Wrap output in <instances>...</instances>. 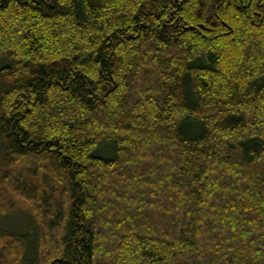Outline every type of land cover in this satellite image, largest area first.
<instances>
[{
    "label": "trees",
    "instance_id": "obj_1",
    "mask_svg": "<svg viewBox=\"0 0 264 264\" xmlns=\"http://www.w3.org/2000/svg\"><path fill=\"white\" fill-rule=\"evenodd\" d=\"M0 264H264V0H0Z\"/></svg>",
    "mask_w": 264,
    "mask_h": 264
},
{
    "label": "rangeland",
    "instance_id": "obj_2",
    "mask_svg": "<svg viewBox=\"0 0 264 264\" xmlns=\"http://www.w3.org/2000/svg\"><path fill=\"white\" fill-rule=\"evenodd\" d=\"M31 226L29 218L25 215V210L20 214L8 218L0 219V228L10 232L25 233Z\"/></svg>",
    "mask_w": 264,
    "mask_h": 264
}]
</instances>
